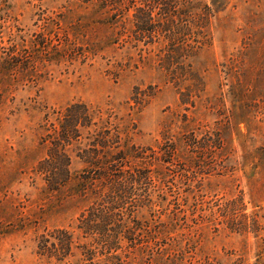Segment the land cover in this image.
<instances>
[{
    "label": "rangeland",
    "instance_id": "rangeland-1",
    "mask_svg": "<svg viewBox=\"0 0 264 264\" xmlns=\"http://www.w3.org/2000/svg\"><path fill=\"white\" fill-rule=\"evenodd\" d=\"M212 1L203 2L212 6ZM91 12L78 0H0V264L92 262L78 248L88 243L78 229L87 205L76 194L75 178L86 168L79 151L71 147L72 180L66 185L51 187L38 172L49 157L42 144L44 128L53 131L51 123H56L45 115L76 102L100 109L102 118L94 123L107 127L82 131H122L124 141L151 147L158 156L166 151L168 138L177 141L189 131L198 140L226 133L224 147L214 146L198 173L189 171L185 157L165 164L176 173L171 174L176 194H168L165 203L155 200L157 207L140 209L132 219L167 221L178 198L184 212L176 211L180 220L171 236L186 234L192 240L188 255L196 262L264 264V161L258 153L264 147V82L256 84L260 108L252 113L253 123L238 125L239 104L230 94L236 80L223 67L246 40L258 39L256 58L264 57V0H227L225 9L210 18L208 39L188 59L197 82L176 80L174 60L162 53L161 61L157 45L135 47V41L124 42L128 36L112 43L111 32ZM67 34L77 44L73 61L53 63L31 82L26 73H17L19 82L15 73L8 75L9 55L18 56L41 36L58 45ZM246 71L252 79L264 74L262 66ZM249 82L243 81L246 88ZM253 155L254 162L246 161ZM239 198L242 206H229ZM256 212L263 228L258 237L232 229L234 219L250 222ZM133 245L125 239L116 254L134 252ZM105 259L99 251L93 263Z\"/></svg>",
    "mask_w": 264,
    "mask_h": 264
},
{
    "label": "trees",
    "instance_id": "trees-1",
    "mask_svg": "<svg viewBox=\"0 0 264 264\" xmlns=\"http://www.w3.org/2000/svg\"><path fill=\"white\" fill-rule=\"evenodd\" d=\"M78 1L91 9L90 14L97 20L96 23L111 32L108 40H113L112 43L128 36V40L124 42L135 41V47L139 43L145 46L157 45L161 61H165V57L174 60L172 75L181 82L198 81L188 59L200 48L199 45L205 44L208 39V21L214 14L223 11L227 3V0H213L212 6H208L204 4V0ZM246 41L243 50L232 55L223 64L228 78L236 80L231 86L230 94L239 104L238 125L253 123L252 113L260 108L255 98V90L258 88L256 84L259 83L260 87L261 81L264 82V74L255 79L247 74V67L258 69L262 66L264 72V57L256 58L260 47L258 39ZM31 44L28 49H22L18 56L11 54L5 60L10 67L8 75L15 73L18 82L20 79L17 73H26V80L31 82L40 72L47 70L49 65L73 61L77 49V44L71 42L68 34L58 45H53L45 36L38 37ZM253 49H256L255 54H252ZM162 53H166L164 58L161 57ZM81 55L87 57L85 53ZM244 80L250 81L248 88L244 86ZM51 118H55L56 122L51 123L53 131L46 125L45 135L42 137V144L49 149V157L38 172L45 175L51 187L66 185L72 180L71 147L75 146L79 151L78 157L86 168L75 178L79 181L76 194L87 205L80 216L78 229L88 243L79 244L78 248L82 250L86 260L92 261L91 264H204L196 262L194 255H188L192 240L185 238L186 234L181 239L171 236L180 220L178 212H184L180 209L178 198L173 200L175 210L167 221H162L161 217L156 218V215H153L154 219L147 221L132 218L140 209L149 208L152 211L158 206L155 200L165 203L168 201V194H176L174 190L177 189V184L171 178V174L176 173H170L165 164L185 157L189 171L196 169L194 174L198 173L207 166L205 156L212 152L214 146L224 147L226 133L216 131L198 140L196 132L189 131V135L175 137L177 141L168 138L166 151L158 156L151 147L143 148L129 140L124 141L122 131H82L94 127L107 128H99L94 123L96 119L102 118V112L87 103L76 102L59 110H52L45 115V119ZM258 153L264 161V147ZM195 154L197 155L194 156ZM255 158L253 155L246 161L254 162ZM236 205L242 206L243 199L239 198L229 204L232 208ZM259 214L256 212L249 217L250 222H237L234 219L232 229L242 232L250 230L258 237L257 234L263 230ZM130 223L136 226L131 227ZM72 237L70 246L74 244ZM125 239L132 241L133 248L137 249L125 255L116 254L122 249ZM99 251L106 259L93 263Z\"/></svg>",
    "mask_w": 264,
    "mask_h": 264
}]
</instances>
